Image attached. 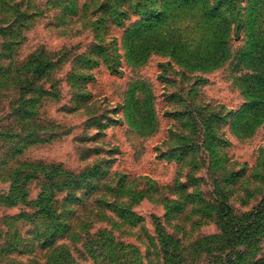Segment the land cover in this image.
I'll use <instances>...</instances> for the list:
<instances>
[{"label": "rangeland", "instance_id": "rangeland-1", "mask_svg": "<svg viewBox=\"0 0 264 264\" xmlns=\"http://www.w3.org/2000/svg\"><path fill=\"white\" fill-rule=\"evenodd\" d=\"M86 1L0 0V219L23 216L21 250L2 249L6 234L0 264H46L62 244L72 256L63 264H264V116L250 114L233 68L243 66L246 31L222 44L226 22L209 33L196 11L158 0L161 14L173 10L158 32L176 31V52L135 57L146 18L117 26L105 0ZM6 2L24 15L23 33H5ZM8 37L16 43L5 50ZM39 51L56 65L49 76L23 68ZM41 198L52 199L58 226L48 239ZM221 205L234 225L262 216L251 240L229 244Z\"/></svg>", "mask_w": 264, "mask_h": 264}, {"label": "trees", "instance_id": "trees-1", "mask_svg": "<svg viewBox=\"0 0 264 264\" xmlns=\"http://www.w3.org/2000/svg\"><path fill=\"white\" fill-rule=\"evenodd\" d=\"M89 0L85 2L84 5L87 4ZM95 0H91L93 2ZM108 1V0H107ZM105 0L102 5H100V10H103L105 13H111L113 23L117 26H121L127 19H129V15L133 16H141L142 19L146 18V21L142 23L141 26L137 27V31L134 32L133 40L135 41V47H133L132 52L135 53V57L147 58L153 51L157 52H169L168 49L172 50L174 53L176 52V45L180 42V40L175 35L176 31L173 30L166 34V36L160 35L158 32L159 26L162 22L169 18V14L173 10H166L160 13V10L155 9L156 4H162L158 0H109L107 3ZM165 3V2H163ZM174 5H177L179 8L183 10H192L198 13L199 17L205 24V30L211 33L210 29L213 31L222 32V26L218 22H226L224 24L225 34L226 36L222 39V44H226L228 41L227 36L231 38L232 36H236L239 38L242 34H240L241 30L246 31L248 37V48L244 53V60L242 61V67L238 68V65L233 66L234 62L231 63L234 70L238 69L243 72L244 77L246 78L247 87L245 89L246 92V100L248 107L253 109L250 110V114L254 119H258L261 116H264V0H253L250 4L249 8H252L247 14V18L244 19V8L243 0H173ZM108 4V5H107ZM5 7H8L7 12L10 13L8 21L3 24L6 25L9 31H5L10 35L11 31L14 29H18V33H23V29L18 27L17 24L24 18V15L18 14V16L11 15L12 8H9V4L6 2ZM15 7L18 8L17 12H20L21 4L16 3ZM149 8V9H148ZM248 8V7H247ZM154 12H159V16H154ZM15 18V19H14ZM27 19H31L29 15H27ZM151 19L156 20V23L150 22ZM245 23L248 24L245 26ZM215 24V27H214ZM157 27V28H156ZM221 27V28H219ZM22 36V35H20ZM132 35L130 36V38ZM12 43H7L4 46L5 50H8V45H14V39L11 37ZM230 40V39H229ZM108 47V46H107ZM100 50L105 51V46H103ZM109 50V48H108ZM179 52L182 53L184 49L181 47L177 48ZM209 47L205 48L204 51H208ZM229 51V52H228ZM228 58L229 56L234 57V52L232 50H227ZM226 52V53H227ZM206 57L208 55H204V57H200V64L198 65L200 68L203 67L206 63ZM10 61H13L10 56L7 57ZM30 63L23 64V68L33 71L39 76H49L52 74L56 65L53 64L52 59L45 54L44 51L36 52L30 59ZM8 66H12V63ZM120 67V64L118 65ZM56 85H53L50 91L48 89L42 87L41 92L44 95H48L51 92L56 91ZM49 178V176L47 177ZM21 178H17V182H19ZM18 187L13 188V193L5 199L6 204H12L15 201L14 191ZM46 192V190H45ZM40 209L39 212L44 213L42 216L43 224L42 229L46 231L43 235V239L51 238L54 232L57 230L58 226L52 225V217L55 215V211L52 208V199L51 201L43 200L41 198L39 200ZM260 208L264 207V199L260 202ZM258 213V212H257ZM256 213H252L249 215L244 224L234 225L236 218L232 216L230 208L226 207L224 210V206L218 209L219 216V226L222 229V234L225 235L229 239V244L237 245L238 242L244 243V239L248 238L251 240V234H255L258 232L260 228V220L262 218L261 215H257ZM23 216L18 217H4L0 219V239L4 240L6 234H12V238L8 237L7 240L11 243L7 244L4 241V245L2 249H14L13 252L17 250H21V245L23 244L22 238L19 235L20 226L19 223ZM255 219V220H254ZM253 223V225H252ZM253 226V227H252ZM254 231V233H253ZM8 232V233H7ZM222 241L220 240V236L217 238V244L220 245ZM43 246H47L48 243L43 240ZM168 244V243H167ZM248 244V243H247ZM68 245L62 244L58 247L56 253L50 254V259L47 263L50 264H63L65 262L70 263L72 261L71 254L68 253L69 247ZM163 246V252L167 253L169 250ZM171 247V246H170ZM169 247V248H170ZM0 252H2L0 250ZM234 255L238 256L239 253L234 251ZM46 263V264H47Z\"/></svg>", "mask_w": 264, "mask_h": 264}]
</instances>
